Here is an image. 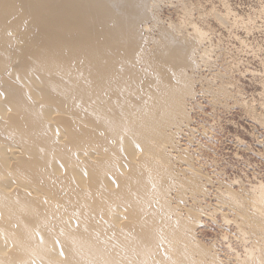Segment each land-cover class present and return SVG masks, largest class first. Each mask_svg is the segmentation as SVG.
<instances>
[{"label": "bare ground", "instance_id": "bare-ground-1", "mask_svg": "<svg viewBox=\"0 0 264 264\" xmlns=\"http://www.w3.org/2000/svg\"><path fill=\"white\" fill-rule=\"evenodd\" d=\"M162 1L0 0V264H225L219 216L228 263L264 264V177L207 169L195 116L233 100L264 144V79L256 103L213 72L206 25L254 17Z\"/></svg>", "mask_w": 264, "mask_h": 264}, {"label": "rangeland", "instance_id": "rangeland-1", "mask_svg": "<svg viewBox=\"0 0 264 264\" xmlns=\"http://www.w3.org/2000/svg\"><path fill=\"white\" fill-rule=\"evenodd\" d=\"M164 1H166V2H164ZM164 1H162L163 4H161L160 11H159V13H161V15H160L161 20L163 22H166V23H168L170 21L177 22L179 20V10H177L178 8H177V6H175L177 4V2H176L177 0H173L174 3H171V2L167 3L169 0H164ZM225 1H226V3H225L226 5L230 4L228 7L231 8V10L233 11V14L238 13L244 17H245V15H246V17L247 16L248 17L253 16L255 18L254 19L252 17L253 23H254L253 26L255 27V25H256V27L254 28L252 26L249 30V29H246L245 27L242 28L243 25L239 24L240 26H238V24H236V26H235V24L229 23L230 25L228 24V26L226 28H223V27H220L213 18H209L206 22L207 23L206 25L211 26V29H213L212 30L213 33L211 34L213 36H211V37H212V41L215 45L214 51L217 52V53L214 51L212 52V54L214 56L213 59L214 60L216 59L215 62H217V64H215V68H213L214 71L213 70H210V71L211 72L212 71L213 72H222V71L224 72V70H223L224 65L225 66L229 65L232 73L230 75L227 74V77H229V78L231 77L232 81L231 80L230 81L233 82L235 85H237L239 87V89L241 90V92L242 93L244 92L243 95H245L248 99L251 98V99L255 100L256 103H258V101H260V98L258 97L259 92H261L260 91L261 86H259L260 85L259 83H260V80L264 79V0H224V1L222 0V2H221V0H186V3L190 7L193 6V8L195 10H197L199 8L202 13L206 14L210 9H215V10L224 12V6H222V5H224L223 2H225ZM166 3H167V5H166ZM195 4H197V5H195ZM162 5H164V6H162ZM200 5L202 7H200ZM195 6H199V7H195ZM174 8H175V11L173 10ZM203 8L205 11L203 10ZM161 9H162V11H161ZM235 10H236V12H235ZM195 16H196L197 20L200 21L199 14L197 13V11H195ZM165 19H167V20H165ZM233 19H234V17L231 16L232 21H233ZM232 21H231V23H232ZM255 21H256V23H255ZM221 29H224V30L221 31ZM225 29H227V30H225ZM232 29H233V31H232ZM245 30L250 31V32H246ZM218 33L222 37L220 35L218 36ZM232 34H233V36H232ZM230 37H231V39H230ZM233 42H236V43H233ZM240 43H242L243 45ZM218 44H220V45H218ZM247 44H248V46H247ZM249 47L252 51L249 49ZM235 48H237V49H235ZM220 50L222 51V53ZM231 59H232V61H231ZM235 61H236V63H234ZM220 62H221V64H220ZM245 67H246V69H251V70H254L255 72H257V77L255 78V76L250 75V72L245 70ZM216 69H218V70H216ZM228 69H229V67H228ZM240 71H241V73H240ZM211 72L209 73L210 75H211ZM246 72H248V73L245 74ZM231 75H233V76H231ZM251 77H253V78H251ZM258 81H259V83H258ZM231 90H233V89H231ZM208 98L204 99L205 101L201 98V102L203 100L202 104L205 103L204 105H206L205 111L204 112L197 111L195 114L196 119L199 122L201 121L200 123H203V121H207L208 125H210L212 127L214 126L213 128H211V130H212V132H214V134L212 137L209 138L210 140L205 139V138L203 139V136L201 135L202 132L198 136L199 137L198 139L202 138L203 139V140H201L202 143H207V146H208L207 151L205 150V152H204L203 148L201 147V150H200V152H202L201 153L202 154L201 155V162L203 160V162L207 163V169H209L210 171L212 169H216V170L227 169V174L228 175L231 174L230 177H233L237 174L245 176L246 172H249V174L252 172V174H254L256 177H258V176L264 177V146H263L264 144L259 146L260 143H259V141H257L258 137L254 138L257 135L252 136V134L250 133V131L252 130V128H254V126L251 125L252 122L247 117V115H245L246 113L243 110V108L241 106H235L236 102H234L233 100H230L229 101L230 103L228 104L229 106H227L226 108L223 106H218L216 108V110H214L212 104L209 101L210 99H208ZM208 101H209V103H208ZM211 108H213V109H211ZM211 111H212V115H211ZM255 128H256L255 129L256 134H258V131H262V133H263L262 139H264V128L263 127L261 128L260 126H255ZM235 134L238 137L243 138L245 146L239 147L236 144L237 138L234 137V136H236ZM200 136H201V138H200ZM206 141H208V142H206ZM247 147H249L250 149H246ZM239 148L242 150H240ZM238 149L240 150V152H237ZM258 150H261V151L259 152ZM219 218H220V216L218 217V220H210L209 219V221H208V219H205L203 221L202 227L200 228L201 230L200 229L198 230V233H199L198 237L207 245H212L213 243L216 242V246H218L217 247L218 251H221V252H219L220 257L225 259V264L226 263L232 264V263H228L229 262L227 259L228 253L226 252V247H225L227 245V242H226V240H224L226 243L223 242V237H222L224 234H226L227 229H225V227H221V225H220L221 224L220 223L221 218L220 219ZM214 221L216 223H214ZM235 242H234V244H235ZM235 246L238 249H240L239 245L235 244Z\"/></svg>", "mask_w": 264, "mask_h": 264}]
</instances>
